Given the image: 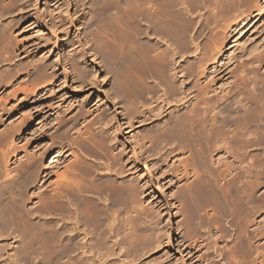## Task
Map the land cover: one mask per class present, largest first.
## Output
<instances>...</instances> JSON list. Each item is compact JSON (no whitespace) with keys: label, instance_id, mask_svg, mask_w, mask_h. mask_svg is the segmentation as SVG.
I'll return each instance as SVG.
<instances>
[{"label":"bare ground","instance_id":"1","mask_svg":"<svg viewBox=\"0 0 264 264\" xmlns=\"http://www.w3.org/2000/svg\"><path fill=\"white\" fill-rule=\"evenodd\" d=\"M26 1L0 0V264H154L138 260L164 235L138 220L147 208L119 162V128H109L108 142L94 132L104 111L92 117L98 109L53 108V93L64 84L56 61L15 60L26 50L11 39L19 31L14 12ZM49 1L72 22L67 0ZM252 1L75 0L126 123L158 120L138 146L163 158V169L172 161L168 182L181 189L186 225L192 228L205 207L215 232L229 219L235 239L228 264L237 253L239 264H264V157L255 152L264 146V42L222 69L231 61V37L264 10V0ZM73 53L76 78L92 84ZM166 109L174 111L163 120ZM37 116L41 126L32 130ZM19 139L29 142L20 148ZM202 246L194 242L190 256L211 264Z\"/></svg>","mask_w":264,"mask_h":264},{"label":"rangeland","instance_id":"2","mask_svg":"<svg viewBox=\"0 0 264 264\" xmlns=\"http://www.w3.org/2000/svg\"><path fill=\"white\" fill-rule=\"evenodd\" d=\"M27 1L29 3L31 1L32 4ZM27 1L21 5L22 7L20 6V8L24 6L26 8L27 6L26 9L24 8L25 10L22 9V11L17 7L14 12V17H17L16 27L19 28V31L13 32L11 39L13 43L16 41L18 44L23 43L26 50L22 54V49H19L21 51L19 52L20 57L18 56L15 60L19 59L24 62L30 59H41V61L50 60L49 62L52 63L56 61L57 66L54 71L57 77L64 78L62 79L64 84L53 93L56 96L54 101L51 102L54 106L53 108L56 109L61 105L71 103L72 108L75 107L73 113L80 108L88 109L89 111L98 109L94 111L92 117L104 111L103 125L96 126L94 132L98 135H103L104 137H102L108 142V139L112 137V135L107 133L110 130L109 128L111 130H115L116 127L119 128L116 131L118 142L120 143L118 149L121 148L124 154L123 160L119 162L125 169V175L134 178L137 182L139 198L144 201V205L147 208V212L143 213L138 220H140L139 222H141L143 229L147 227L146 229L153 231L154 235H164H162L164 238L163 243L151 252L146 253L138 262L151 260L154 264H194L195 259L191 258L189 250L194 242L200 240L201 244L205 246L202 249L203 251L200 252L202 253L201 257L209 260L208 262L211 264H228L226 254L231 248L230 246L234 244L235 239L233 227L229 225V219L224 217L219 221L220 227H225V232H215L208 226L207 212L210 213V209L205 207L199 210L192 223V228L195 230H191L192 228L186 225L187 221L186 217H184L186 215L183 214H185L187 209L178 203L181 189L175 181H172L171 184L168 182L173 175L172 161L166 169H163L166 163L162 161L163 158L152 156V151L147 147L138 146L140 134L145 129L154 127L158 120L153 118L147 124L141 123L139 125L134 123L132 126L126 123L118 98L112 95L110 74L107 73V69L102 63L101 55L97 53L95 45L89 38L91 34L86 33L82 28L86 15L82 11L83 6H80L79 2L77 3L75 0H67L68 17L72 20L71 23H68L63 7L54 11L53 3L49 0H37L34 4L33 0ZM252 2L254 4L256 1L253 0ZM261 2L263 3V0ZM242 29L241 32L237 31L236 35L231 37L230 44L226 46L225 55L231 61H226L222 69L235 64L240 58L242 60L248 58V56L243 55L246 52L244 49L247 50L245 54L248 55V48L251 47L253 49L254 46L252 45H256L258 41L259 44L264 42V10L255 23H248ZM260 39L262 40L260 41ZM242 49L243 52H241ZM69 51L71 54L72 51L74 52L73 54H75L79 65L85 66L86 69L88 67L89 77L92 76L93 78L92 84L89 83L88 79L84 84H81L76 78L77 71L68 62ZM50 70L53 71L52 68L49 69V72ZM28 104L17 108L20 111L16 118L24 114V108H27ZM140 110L146 111V109ZM170 110L166 109L162 115L163 120L171 116L170 112L174 110ZM24 116H26L25 118L28 117L27 115ZM40 119L41 116H37L35 124L31 128L32 130H36L41 126V123H39ZM261 123L258 126L259 129L260 127L262 128V125L264 126V122ZM25 134L26 132L22 135ZM15 141L18 147L21 146L20 148L23 147L25 142H29L24 139ZM261 146L255 147V152L260 153L264 157V146ZM71 147L74 148L75 146L71 145ZM239 256V253L234 254L233 258L231 257L233 260L230 258V261L234 264H239Z\"/></svg>","mask_w":264,"mask_h":264}]
</instances>
